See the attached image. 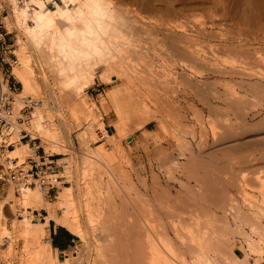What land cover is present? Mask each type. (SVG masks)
Masks as SVG:
<instances>
[{"label": "bare ground", "instance_id": "bare-ground-1", "mask_svg": "<svg viewBox=\"0 0 264 264\" xmlns=\"http://www.w3.org/2000/svg\"><path fill=\"white\" fill-rule=\"evenodd\" d=\"M11 2H13V25L22 34L20 36L25 37L27 40L26 43L21 41V48L15 52L20 58V67L14 72V76L22 85L25 94L30 96L37 94L41 89V87H38L37 81L40 79L47 83L46 86L51 99L56 103L58 101L59 104L62 100H66V104H73L96 83L97 79L105 85L118 82L122 85L115 86L110 91V94L112 93L109 98L110 106L117 117V122L114 124V135H109L104 123H98V120L92 122L93 124H90L85 130L91 136L98 135L97 139L107 138L113 146L114 152L107 153L101 146L100 150L85 154L84 159L79 164L72 156V148L68 146L71 130L66 129L67 122L59 115V108H56V114L59 113L57 116L60 124L58 125L64 126L66 122V128L63 127L66 131L64 136H62L63 132L59 131L61 127H58L54 121L55 110L53 111L54 114L50 110V113L53 114L52 118H49L50 115L47 117V114H44L50 109L48 108V100L34 99V102H38V105L36 112L31 113L34 119L32 131L36 132L32 136L41 138L42 145L52 144L55 151L65 156L59 159L58 162L64 168L62 176L67 178L71 186L62 187L55 203H50L47 201L48 189L39 186L27 188L21 186L17 189L16 184L11 181L9 175L5 174V178L0 172L1 183L4 186L10 183L13 185L15 193L21 196V204L25 208V212L21 213L23 219L13 222V231L5 228L2 221L6 218L0 214V240L7 238L10 243L7 255L17 259V242L23 241L24 247L22 256L18 258L19 264H249L251 260L254 261V264H262L264 262L263 176L258 179L260 189H262V201L260 200L259 205L255 203L243 208L234 200H229L222 208L223 216L219 217L217 215L216 217L212 214L211 217L207 215L208 219L199 216H197V219L192 218V220L196 219L194 220L195 225H193L195 229H191L192 226L190 228L189 224L190 230L186 231L189 228L187 226L185 230L186 226H181L180 217L182 215L180 216L177 210L179 207L178 202L174 201L170 206L167 205L168 203L163 204V202L155 205V203H152L153 201L144 199L140 195H138L140 198H134L128 193L129 190L134 192L133 188L135 186H128L132 180L129 181V176L115 157V152L117 154V152L123 151L121 141L125 137L126 127L133 120V115L136 112L139 113L137 110H142L140 112L146 114V122L156 120L162 131L169 132L165 119H157L154 114L160 109H169L168 106L165 107V104L168 103L167 100L161 101L164 100L162 99L163 94L167 96V93L171 91L168 90L169 87L168 89L162 88L164 85L162 86L161 82L163 84L168 83L166 80L167 75L158 73V70L156 71L153 67L154 64L152 65L155 60L152 61L151 59L162 57L163 60L165 56L174 59L172 57L177 56V49L180 48L178 46L183 45L181 42L186 41L187 43V39L182 40L184 38L183 34L179 39L173 37L177 32L175 30H182L183 28L184 31L187 29L180 27V25L177 26L175 23L176 29L172 24L173 22L171 23L173 26L169 24L171 21L166 16V21L163 19L164 17L161 18L162 14L160 13L163 10L152 7L151 2L149 3L147 0L135 2L138 3L139 8H137L140 10L139 14L133 17L128 16L132 12L123 13L112 0H60L61 4L56 5L53 10L47 9L45 0L27 1L21 10L17 9L16 1ZM144 14L146 15L144 16ZM147 14H149V17L150 14L160 16H158L159 18L156 16L155 19L152 16L150 19ZM29 22H32L33 25H30ZM155 37H157L156 40L161 38L160 41H155L153 39ZM171 37H173V40ZM176 38L180 44L176 42ZM169 40L170 42L172 40V46L168 47L167 42ZM189 41L186 46L183 45L185 48L189 47ZM160 43L161 46L154 47V45ZM27 45L34 50L35 59L42 61L48 72L44 71L39 76L31 69L30 55L27 56L26 51ZM183 46L181 47L183 48ZM192 50L187 51L186 49L188 53L191 51L189 53L190 58L194 59L193 61L206 64L204 56L201 57L200 54L194 53ZM171 53L173 55L175 53V55L171 57ZM164 54L163 58L162 55ZM186 58H189V56ZM190 61L187 63H190ZM187 63L185 62L188 66ZM157 64L160 66L158 62ZM157 64L154 66L157 67ZM185 64H182V66ZM191 67L190 64L187 68L194 71V68ZM162 69L159 71L161 72ZM231 70L225 72V74H229V76L230 74L233 76L237 74L236 71ZM176 73L174 76H176ZM49 74L53 76L55 87H52L46 81L50 76ZM168 78H170L169 75ZM191 84L193 83L190 82L189 85ZM160 86L162 87L160 88ZM257 86V88L253 86L255 91L256 89L257 91L264 89V84ZM8 87L0 78V98L3 95H7L9 99L11 98L12 115L9 121L14 123L13 104L15 102L9 95L10 93L13 95V93ZM54 89H58L57 94L54 93ZM5 91L10 93L6 94ZM231 92L229 96H234L235 92ZM15 97L18 102L16 107L19 108L22 104L25 106L26 100L23 101L24 98L19 95ZM86 108H88L89 111H87L90 115L94 114L95 108L88 106ZM152 108L157 111H152ZM166 110L162 111L167 113ZM71 112L68 113H71L69 115L72 118L76 115V111L72 109ZM62 115L64 116V114ZM77 115L79 116L78 113ZM75 119L77 118L75 117ZM78 120L80 119L78 118ZM144 125L146 124L144 123ZM16 130L18 129L15 125V132L11 136L5 133L0 134V140L14 146L15 143L10 142V140L17 134ZM21 132H19L20 138L23 136ZM100 133L102 134L100 135ZM173 135L171 134L170 137ZM31 141H34V138H31ZM19 142H21L20 139ZM28 147L27 144H20L15 150L13 147L12 151H2L0 163L5 165L6 168H14V160H18L17 165L26 163L28 158L24 160V157H26ZM38 147L41 148L36 143L31 147V151L34 153L33 158L38 156L36 154ZM50 156L55 157V154L48 155L46 153L47 162L50 161ZM95 174L100 178L98 176L96 178ZM105 178L107 181H105ZM158 180L155 179L156 183L154 182L156 187L159 183ZM156 187L154 188L156 189ZM112 188H115V191L111 190ZM154 188L153 190H155ZM8 195L12 197V193ZM1 209H3L2 206ZM42 211L46 212L45 222L34 223L33 212L41 213ZM58 211H61L62 214L59 215ZM51 220L67 229L76 238L78 237L83 243L84 251L81 253L78 251L72 256L67 255L65 261H61L57 256H54V250L49 240V232L46 231ZM182 228L186 231L185 233H181L183 232L181 231ZM13 232H17L15 238L11 236ZM186 233L187 235L183 236L187 237L184 238L182 234ZM238 239L242 240L243 243ZM239 243L240 247L238 246ZM237 246L243 250V259L235 253ZM11 264L13 263L11 262Z\"/></svg>", "mask_w": 264, "mask_h": 264}, {"label": "rangeland", "instance_id": "rangeland-1", "mask_svg": "<svg viewBox=\"0 0 264 264\" xmlns=\"http://www.w3.org/2000/svg\"><path fill=\"white\" fill-rule=\"evenodd\" d=\"M11 1L13 0H0V60L5 58L6 62L12 63V66L2 63V66H0V78L3 83L9 86V90L13 93L12 95L8 91L4 92L6 94L10 93L9 95L14 99L13 120L18 129L16 130L17 134L10 142L15 143L14 150L20 144H27L29 146L28 148L30 150L27 149L24 160L31 156L34 157V153L31 151L33 143H36L37 146H41V155H43V150H45L48 155L55 154V157L51 159V161L55 160V165L53 166L54 172L61 178V182L57 183L59 186L57 185L58 187L55 193L52 194L51 197H49V195L47 196L48 202L55 203L62 187L71 186L67 178L62 176L64 168L60 162H58L59 159L65 156L55 151L52 144L46 143L42 145L41 138L32 136V134L36 132L32 131L34 119L31 113L36 112L37 106L34 110H31L30 116H28L25 124L18 121L19 118L21 119V110L24 108V104L19 106V108L16 107L18 106L16 105L18 102L15 96L19 95L21 98H24L23 101L32 98L33 101L34 99L48 100V108L50 109L44 114H47V117L50 115L51 117L49 116V118H52L54 114L53 111L55 110L54 121L56 125L60 124L57 116L59 113L67 123L69 122L68 124L65 122L67 128L65 123L64 126L58 125V127H61L59 131L63 132V135L60 133L62 136L65 135V128L71 130L68 146L72 148V156H74L75 161L79 164L84 159L85 154L94 150H100L102 147L107 153L114 152L113 146L108 142L109 140L107 138L97 139L96 137H99L98 135L91 136L90 133H87L85 130L90 124H93L92 122H97L98 120V123H108L106 127L108 134L114 135V124L117 122V117L110 106L109 98L112 96L110 91H112L115 86L122 85V83L118 82L112 85H105L97 79L96 83L82 94V97L77 99V102L74 101L73 104H66V100L59 101V104L58 101L56 103V101L51 99L46 86L47 83L40 79L37 80L38 87H41V89L39 88L40 91L32 95L33 97L25 94L22 85L14 76V72L20 67V58L15 52L21 48V41L26 43L27 40L25 37L20 36L22 34L17 31L16 27L13 25V2ZM14 1L17 3V9L21 10L24 8L25 3L30 0ZM45 1L47 9L49 10H53L56 8V5L61 4L60 0ZM112 1L118 5L117 7L123 13L128 14L132 12V14L128 15L130 17L139 14L140 9H138V3L135 2L141 0ZM147 1H149V3L151 2L150 4L152 7L163 10L160 13L162 14L161 18L164 17L163 19L165 20L166 16L167 19L171 21L167 23L171 24L173 22V25L176 23L177 26L180 25V27L187 29L184 31L183 28L182 30H175L177 32L173 37H178L179 39L183 34L184 38H182V40L187 39V43L190 38H192V40L189 41L190 45H188L192 47H190L191 49L189 47L185 48L183 45L186 46V41L184 40L185 42H183L180 39L183 45L178 46L180 48H178L179 50L177 49V56H174L176 52L174 55L171 53V57L174 56L172 57L174 59H171L169 56L168 58L165 54L162 56L163 58L165 56L164 59L166 60H162V57L151 59L152 61L155 60L152 62V65L158 62L161 66L160 67L158 64L157 67L153 65L154 69L156 71L158 70L160 74L167 75L166 80L168 85L163 84L161 80H159L162 86L164 85L163 87L160 86V88L168 89L169 87L168 90L171 91L167 93V96L163 94L162 99L164 100L161 102L167 100L169 104L165 102L167 103H164L165 107L168 106L169 109H172H165L167 113L163 112L165 111L164 109H160L154 114L157 116V119H165L164 121L169 132L162 131L156 120H152L149 123L146 122V114L144 115L143 112H140L142 110H137L139 113L136 112L137 115H135L136 113L133 115V120L130 125L126 127L125 137L121 141L123 151L120 153L117 152V154L115 152V157L129 176H127L129 181L132 180L128 186H135L133 188L134 192L130 190L128 192L132 197L140 198V196H142L144 199H148L151 202L153 201L152 203H155V205H159V203L162 204L163 202V204L168 203L167 205L170 206L174 201L178 202L179 207L177 206V210L179 215H182L180 217L181 226H186V230L187 226L190 224V228L192 226L191 229H195L193 225H195L194 220L197 219V216L201 218L204 217L203 219H208L209 217H207V215L211 217L212 214L213 216L216 215L217 217L218 215L221 217L223 216L222 208L229 200H234L243 208L251 204L254 205L255 203L259 205L262 201V189H260L258 179L259 177H264V89H260L259 91L256 89L255 91L254 88H257V85L264 84V0ZM48 3L50 4L48 5ZM145 15L146 14H144V16ZM150 15V17H152L155 14ZM147 16L149 17V14H147ZM156 16L152 18L155 19ZM158 16L157 18H159ZM29 24L33 25L32 22H29ZM173 37H171L172 40ZM153 39L155 41H160L161 38L156 40L157 37H155ZM178 39L176 42L179 43ZM172 40L171 42L170 40L167 42L168 47L172 46ZM178 43L176 44L179 45L180 43ZM158 45L161 46V43L154 45V47H159ZM164 46L166 47V45ZM181 46H183V48ZM26 49L27 56L30 55L31 69L38 73L39 76L43 74L44 71L48 72L46 67L43 66L44 63L35 59L34 50L28 45ZM186 49L187 51L192 49L196 50H192V52L200 54L199 56L201 57L204 56L203 58L206 59V64L193 61L194 59L190 58L191 56L189 55L191 51L188 53ZM185 56H189V58ZM189 60H191L190 63H187ZM14 61L16 63H14ZM185 62L188 66L191 64V68H194V71L188 69ZM181 63L185 65L182 66ZM161 68L163 69L160 72L159 70ZM231 69L236 71L238 75L235 74L233 76L230 74L229 76V74H225V72ZM168 72H170V74H168ZM175 73L176 76H174ZM168 75L170 78H168ZM46 81L52 87H55L52 75H50ZM190 82H192L193 84L191 85L194 86L189 85ZM157 87L159 88L158 85ZM54 91V93H56V91L58 93V89H54ZM231 91L235 92L234 96H231ZM230 92L231 95L229 96ZM87 106L93 109L95 108L93 115H90L88 108H86ZM104 107L106 108V112L110 111V114L107 116L105 115ZM56 108H59L58 111L60 110L61 112L59 111V113L56 114ZM72 109L76 111V115H72L73 117L71 118ZM152 109V111H157L154 108ZM50 110H52L51 113L53 114L50 113ZM171 112L172 114H170ZM61 113L64 114L66 119ZM75 117L77 119H75ZM78 118L80 120H78ZM144 123L146 125H144ZM21 131H26L29 136L25 140L19 142V132ZM101 134L102 133H100V135ZM171 134L174 135L170 137ZM31 138H34V141L30 142ZM3 141L0 140V146ZM97 172L96 174L100 173ZM96 174L95 177L101 173L98 175ZM100 176L98 177L100 178ZM153 177L156 180L159 179L158 182L160 184L158 183V185L160 187L154 185L156 181ZM105 181H107L106 178ZM153 186L156 187V189ZM153 188L155 190H153ZM111 190L115 191V188ZM116 190L118 191L117 188ZM9 193H12V197L8 195ZM20 197L21 196L15 193L11 183L4 186L0 181V214L6 218V220L4 219L2 221V224L10 231H13L14 221L18 222L23 219L21 213L25 212V208L21 204ZM123 198L125 199L124 194ZM1 206L3 209H1ZM58 214L61 215L62 212L58 211ZM44 216H46V214L42 215L39 212H33V217L35 218L34 223L45 222ZM192 218L196 219L192 220ZM190 228L186 231H189ZM182 229L181 231L183 232L181 233H185L186 231L184 228ZM46 231L50 232L49 227L46 228ZM183 235H187V233L182 234V236ZM11 236L15 238L17 232H13ZM183 237L185 238L187 236ZM77 238L73 248L65 253L64 256L60 255L59 252L55 250L54 256H57L61 261H65L67 255L72 256L78 251L79 253L84 251L83 243ZM238 240L243 243L242 240ZM17 244V259H13L10 255H7L10 245L9 239L4 238L0 240V264H11V262L13 264H19L18 258L22 256L24 242L19 241ZM238 246L240 247V243ZM238 246L235 248V253L238 257L243 259V250L238 248ZM251 264H254V261L251 260Z\"/></svg>", "mask_w": 264, "mask_h": 264}, {"label": "built area", "instance_id": "built-area-1", "mask_svg": "<svg viewBox=\"0 0 264 264\" xmlns=\"http://www.w3.org/2000/svg\"><path fill=\"white\" fill-rule=\"evenodd\" d=\"M49 4L50 3H48V5ZM1 62L12 66V63L6 62L5 58H2ZM14 63L16 62L14 61ZM37 105L38 102H34L32 99H27L24 108L21 110V119L19 118L18 121L25 124L28 116H30L31 110H34ZM11 115V98L9 99L7 95H3L0 98V134L5 133L8 136H11L15 132V124L9 121ZM21 134H23V136L20 138V141L25 140L29 136L26 131H22ZM13 147V144L6 143V141H4L0 146L1 157L3 152L11 150ZM41 153V148L38 147L36 150V154L38 156L35 158H28L27 162L22 165H17L18 160H14V168H6L5 165L0 163V172H2L4 177L5 174L9 175L11 181L16 184L17 189L21 188V186L25 188L39 186L41 188L48 189V195L51 197L58 187L57 183L61 182V178L54 172L53 166L55 165V160L51 161L54 156H50V161L47 162L46 152L43 150V155H41Z\"/></svg>", "mask_w": 264, "mask_h": 264}, {"label": "crops", "instance_id": "crops-1", "mask_svg": "<svg viewBox=\"0 0 264 264\" xmlns=\"http://www.w3.org/2000/svg\"><path fill=\"white\" fill-rule=\"evenodd\" d=\"M2 59L0 60V66H2ZM105 115H109V112H106V108L104 107ZM105 128L108 123L104 122ZM107 130V129H106ZM108 132V131H107ZM42 215L46 214L45 211L41 212ZM49 233H50V244L53 250L58 251L60 255H64L67 253L76 241V238L73 234H71L64 227L57 225L53 220L49 222ZM251 264V263H250ZM264 264V262L262 263Z\"/></svg>", "mask_w": 264, "mask_h": 264}]
</instances>
